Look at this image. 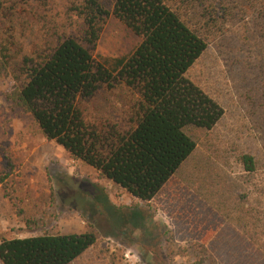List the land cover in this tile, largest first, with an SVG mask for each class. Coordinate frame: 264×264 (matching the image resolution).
I'll return each mask as SVG.
<instances>
[{
	"label": "trees",
	"instance_id": "trees-1",
	"mask_svg": "<svg viewBox=\"0 0 264 264\" xmlns=\"http://www.w3.org/2000/svg\"><path fill=\"white\" fill-rule=\"evenodd\" d=\"M33 11L28 0H0V80L14 82L10 105L139 201L179 175L264 251V165L234 142L211 144L225 109L188 76L209 43L172 0H73L68 23L45 20L43 36L26 44L18 19ZM110 16L141 38L130 53L97 54ZM113 96L116 106L95 105ZM232 165L242 170L228 172ZM97 239L93 230L0 238V261L71 264Z\"/></svg>",
	"mask_w": 264,
	"mask_h": 264
},
{
	"label": "rangeland",
	"instance_id": "rangeland-1",
	"mask_svg": "<svg viewBox=\"0 0 264 264\" xmlns=\"http://www.w3.org/2000/svg\"><path fill=\"white\" fill-rule=\"evenodd\" d=\"M72 1L28 0L34 11L18 19L26 44L43 36L45 20L68 23ZM172 2L209 43L188 76L225 109L211 144L234 142L264 165V0ZM140 40L110 16L97 54L125 55ZM13 83L0 80V238L95 231L97 242L71 264H264V251L179 175L149 202L98 179L10 105ZM106 100L95 105L118 104L116 96ZM232 166V174L242 170Z\"/></svg>",
	"mask_w": 264,
	"mask_h": 264
}]
</instances>
